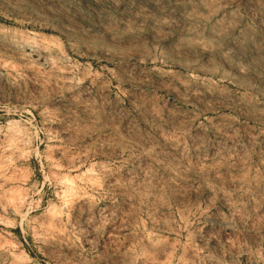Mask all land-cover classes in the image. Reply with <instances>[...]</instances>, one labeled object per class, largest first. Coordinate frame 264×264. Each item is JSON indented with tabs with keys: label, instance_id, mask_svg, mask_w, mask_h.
<instances>
[{
	"label": "rangeland",
	"instance_id": "1",
	"mask_svg": "<svg viewBox=\"0 0 264 264\" xmlns=\"http://www.w3.org/2000/svg\"><path fill=\"white\" fill-rule=\"evenodd\" d=\"M0 264H264V0H0Z\"/></svg>",
	"mask_w": 264,
	"mask_h": 264
},
{
	"label": "bare ground",
	"instance_id": "2",
	"mask_svg": "<svg viewBox=\"0 0 264 264\" xmlns=\"http://www.w3.org/2000/svg\"><path fill=\"white\" fill-rule=\"evenodd\" d=\"M161 59V64L167 68H180L182 70L185 71V73L188 75V77H194V78H198L202 75H205V74H201L199 72H196L193 67V65L191 63H188V62H182L180 60H177V59H174L172 57H160ZM144 61H147L148 59H143ZM156 61V60H155ZM15 205V204H14Z\"/></svg>",
	"mask_w": 264,
	"mask_h": 264
}]
</instances>
